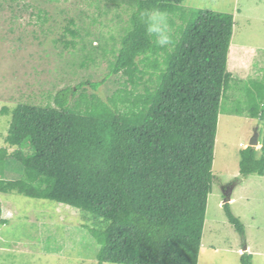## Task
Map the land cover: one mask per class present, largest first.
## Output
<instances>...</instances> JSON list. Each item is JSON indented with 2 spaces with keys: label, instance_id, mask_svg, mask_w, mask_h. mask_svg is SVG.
Wrapping results in <instances>:
<instances>
[{
  "label": "trees",
  "instance_id": "1",
  "mask_svg": "<svg viewBox=\"0 0 264 264\" xmlns=\"http://www.w3.org/2000/svg\"><path fill=\"white\" fill-rule=\"evenodd\" d=\"M182 1L111 0L127 15L117 51L104 48L105 38L96 48L82 40L78 66L94 61L97 50L104 58L110 52L108 76L121 72L129 89L107 102L84 92L105 78L66 86L54 106L1 110L10 122L0 148V193L67 205L84 221H97V264H198L218 115L230 82L238 83L227 67L233 16ZM152 7L168 13L170 46L155 44L144 30L139 13ZM63 44L74 53L78 42ZM246 84L244 115L259 121L260 148L240 151L239 174L264 177V80ZM7 166L22 173L4 179ZM229 206L223 205L228 222L243 237ZM251 258L243 253L240 263Z\"/></svg>",
  "mask_w": 264,
  "mask_h": 264
},
{
  "label": "rangeland",
  "instance_id": "2",
  "mask_svg": "<svg viewBox=\"0 0 264 264\" xmlns=\"http://www.w3.org/2000/svg\"><path fill=\"white\" fill-rule=\"evenodd\" d=\"M182 6L233 16L227 67L238 83L230 82L218 115L212 191L198 264H241L242 253L252 256L251 264H264V177L239 174L240 151L259 125L244 114L248 113L246 81L264 80V0H183ZM70 19L75 26L69 25ZM42 20L46 21L41 26ZM126 22L122 3L116 7L111 0H0V148L10 122V115L1 114L3 107L54 106L56 92L66 86L105 78L96 89L86 85L84 92L107 102L124 85L129 89L121 72L108 76L110 52L104 58L97 50L94 61L78 66L86 53L82 40L92 41L96 48L98 39L105 38L104 48L117 51ZM67 27L76 29L79 36L73 38ZM64 40L78 42L74 53L71 47L65 49ZM21 173L20 166H7L2 176L18 178ZM228 189L227 203L244 227L243 237L228 222L223 207ZM0 220L5 221H0V264H97L100 245L92 229L100 231L101 225L84 221L67 205L0 193Z\"/></svg>",
  "mask_w": 264,
  "mask_h": 264
},
{
  "label": "clouds",
  "instance_id": "3",
  "mask_svg": "<svg viewBox=\"0 0 264 264\" xmlns=\"http://www.w3.org/2000/svg\"><path fill=\"white\" fill-rule=\"evenodd\" d=\"M139 19L143 23L146 34L155 44L162 47L172 44L173 36L169 29L167 12L155 7L145 8L140 11Z\"/></svg>",
  "mask_w": 264,
  "mask_h": 264
},
{
  "label": "water",
  "instance_id": "4",
  "mask_svg": "<svg viewBox=\"0 0 264 264\" xmlns=\"http://www.w3.org/2000/svg\"><path fill=\"white\" fill-rule=\"evenodd\" d=\"M255 146H259L258 144V133L257 130H254L253 136L248 144L247 147H252L254 148ZM229 192H231L229 189L228 191H224V201L223 204H228L227 202L230 200V196H229ZM246 250V248L244 249V251Z\"/></svg>",
  "mask_w": 264,
  "mask_h": 264
},
{
  "label": "crops",
  "instance_id": "5",
  "mask_svg": "<svg viewBox=\"0 0 264 264\" xmlns=\"http://www.w3.org/2000/svg\"><path fill=\"white\" fill-rule=\"evenodd\" d=\"M246 248H247V247H246ZM245 251H246V250H245ZM247 251H248V248H247ZM239 252H240V251H239ZM241 252H242V251H241ZM242 254H243V253H242ZM242 254H241V255H242Z\"/></svg>",
  "mask_w": 264,
  "mask_h": 264
}]
</instances>
